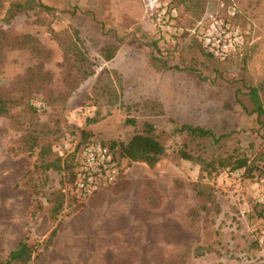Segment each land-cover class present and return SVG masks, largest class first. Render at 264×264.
<instances>
[{
    "label": "rangeland",
    "instance_id": "obj_1",
    "mask_svg": "<svg viewBox=\"0 0 264 264\" xmlns=\"http://www.w3.org/2000/svg\"><path fill=\"white\" fill-rule=\"evenodd\" d=\"M13 1L24 10L8 18ZM166 3L0 0V28L7 36L30 34L48 51L43 69L52 87L63 91L68 80V63L53 32L76 28L88 55L99 63L63 109L16 106L11 116L0 117V260L25 240L34 247L25 264H264V245L256 240L262 205L255 199L256 187L264 186V113L257 120L247 112L251 103L245 94L247 85H258L264 107V0H206L197 18L182 4L175 6L171 22L179 32L171 40L155 24L157 13H168ZM211 18L239 30L243 40L237 53L219 59L203 49L195 23L207 26ZM106 42H115L117 50L102 62L96 50ZM33 63L28 50L5 46L0 85H9ZM103 67L116 72L120 101L89 97L94 75ZM144 121L154 126L165 155L152 166L133 161L116 182L84 197L79 209L67 205L47 243L56 222L43 210L32 215V203L45 204V193L65 191L69 184L63 171L48 170L37 175L38 194L24 187L39 146L50 142L63 156L78 143L70 126L89 129L95 140L126 139ZM182 122L209 127L216 136L231 134L214 143L179 131ZM29 131L37 135V146L25 151L21 136ZM183 144L204 158L236 147L255 169L248 176L236 169L206 177L196 162L171 158ZM197 180L211 188L213 203L203 198L204 208L192 188Z\"/></svg>",
    "mask_w": 264,
    "mask_h": 264
},
{
    "label": "trees",
    "instance_id": "obj_2",
    "mask_svg": "<svg viewBox=\"0 0 264 264\" xmlns=\"http://www.w3.org/2000/svg\"><path fill=\"white\" fill-rule=\"evenodd\" d=\"M205 1L167 0V11L182 4L191 17L197 18L203 12ZM41 6L44 9H48L45 5ZM23 10L24 8L19 1L11 2L7 9L8 18L13 17L16 12ZM53 35L62 49L64 61L68 63L65 75L68 80L65 83L66 85H64L65 90L63 91H59L51 86V75L47 70L43 69L44 60L48 58L49 53L43 47L38 46L37 39L26 33L8 37L5 30L0 28V65L2 64V50L5 46L9 49H26L34 59V63L26 67L22 74L17 75L15 80L9 85H0V117L11 116V109L16 106L28 111H36L37 107L63 109L70 94L84 80L94 74L99 65L98 59L88 55L86 46L83 44V39L79 36L76 28L67 26L53 32ZM116 50L117 45L115 42H106L100 45L96 51L100 60L107 62L115 56ZM117 78L118 76L112 68H101L94 75L89 97L96 100L105 99V102L120 101ZM258 89L259 86L254 84L247 85L245 90V94L251 103V107L248 110L246 109V111L253 113L257 120L259 115L264 113ZM34 100L37 103L33 102ZM142 125L141 130H134L126 139L107 138L105 140H95L92 137L93 133L87 128L70 126V129L78 136V143L71 152L63 156L54 151V144L50 142L39 146L35 163L22 179L24 187L31 194H38L40 189L36 180L37 175L40 172L48 170L54 172L63 171L65 173L64 183L69 184L65 191H62L63 187H60L52 188L45 193V204L38 199H34L32 203V215L43 210L46 212L47 218L51 223L56 222L49 232L47 243L51 241L56 232L58 226L57 218L64 208L69 205V208L76 210L83 204V197H75L70 189V185L74 179L77 150L80 146L93 141H99L106 147L108 146L121 165L124 160L126 161L125 165H122L120 169L121 174L123 168L133 161H140L147 166H152L161 156L165 155V145L153 132L154 126L147 121H144ZM179 125V131L183 130L192 137L211 139L214 143H218L220 139L231 134V132H227L216 136L209 127L187 122H182ZM37 140L38 137L34 132H24L21 136L20 147L25 151H29L37 146ZM171 158L173 160L185 159L196 162L198 170L202 171L206 177H212L219 171H233L236 169H241L242 174L248 176L255 169V166L250 164L248 156L236 147H232L230 151L224 150L221 154H211L208 158H204L199 154H192L186 149V145L183 144L182 147L173 151ZM192 188L200 201L199 207H206V204L203 202L204 200L202 201L203 198L213 203L209 185L197 180L192 183ZM66 199L69 203H67ZM213 206L217 208L216 205ZM33 251L34 247L32 245H29L25 240H20L0 260V264H25L30 260Z\"/></svg>",
    "mask_w": 264,
    "mask_h": 264
},
{
    "label": "built area",
    "instance_id": "obj_3",
    "mask_svg": "<svg viewBox=\"0 0 264 264\" xmlns=\"http://www.w3.org/2000/svg\"><path fill=\"white\" fill-rule=\"evenodd\" d=\"M173 14L174 9L168 13L162 10L155 17L159 34L167 40H171L179 32V29L172 25ZM195 25L196 35L203 49L216 58L223 59L240 50L243 38L237 28L215 18L208 19L207 26L201 25L200 21H196ZM58 154L61 156V152ZM121 167V163L108 146L99 141L86 143L79 147V154L77 153L74 179L70 185L71 192L78 198L87 197L102 186L120 179ZM256 188L258 190L255 192V199L262 205L261 227L256 240L258 244L264 245V186L261 184Z\"/></svg>",
    "mask_w": 264,
    "mask_h": 264
}]
</instances>
